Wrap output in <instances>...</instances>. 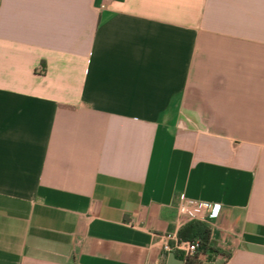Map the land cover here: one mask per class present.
Listing matches in <instances>:
<instances>
[{
  "label": "crops",
  "instance_id": "crops-1",
  "mask_svg": "<svg viewBox=\"0 0 264 264\" xmlns=\"http://www.w3.org/2000/svg\"><path fill=\"white\" fill-rule=\"evenodd\" d=\"M264 264V0H0V264Z\"/></svg>",
  "mask_w": 264,
  "mask_h": 264
},
{
  "label": "built area",
  "instance_id": "built-area-1",
  "mask_svg": "<svg viewBox=\"0 0 264 264\" xmlns=\"http://www.w3.org/2000/svg\"><path fill=\"white\" fill-rule=\"evenodd\" d=\"M210 205L185 198L180 207V220L182 224L187 222H207L214 215L209 214ZM199 248V242L182 240L179 235H168L165 238L163 250L166 254L181 253L185 259L195 255Z\"/></svg>",
  "mask_w": 264,
  "mask_h": 264
},
{
  "label": "trees",
  "instance_id": "trees-1",
  "mask_svg": "<svg viewBox=\"0 0 264 264\" xmlns=\"http://www.w3.org/2000/svg\"><path fill=\"white\" fill-rule=\"evenodd\" d=\"M182 240L199 242V248L195 255L186 259V264H202L201 256H206L214 252L211 248L212 230L204 226L201 222H190L179 233Z\"/></svg>",
  "mask_w": 264,
  "mask_h": 264
}]
</instances>
